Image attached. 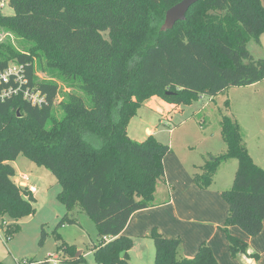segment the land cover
<instances>
[{
	"label": "trees",
	"instance_id": "trees-1",
	"mask_svg": "<svg viewBox=\"0 0 264 264\" xmlns=\"http://www.w3.org/2000/svg\"><path fill=\"white\" fill-rule=\"evenodd\" d=\"M6 1L13 13L0 12V27L32 45L19 50L0 42V71L11 62L21 64L26 85L46 100L41 106L20 94L0 100L1 223L35 212L32 193L13 180L10 162L23 155L55 176L67 211L77 203L94 221L100 240L89 249L96 263L129 264L133 240L122 231L133 212L155 205L157 185L165 180L163 159L171 151L151 136L129 137L130 118L153 96L177 105L263 80L264 58L254 59L246 44L264 32V6L261 0H198L185 20L160 31L166 10L180 0ZM36 64L89 101L68 91L56 116L59 83L38 79ZM220 133L225 152L204 160L192 181L208 189L220 164L237 159L233 183L220 193L228 205L220 229L231 258L242 254L256 260L258 254L249 253L247 242L229 227L249 236L261 232L264 169L252 160L236 120L222 115ZM148 236L155 246L153 264H219L205 242L187 258L179 253L180 237H164L156 228ZM73 250L63 248L67 260L80 261Z\"/></svg>",
	"mask_w": 264,
	"mask_h": 264
},
{
	"label": "rangeland",
	"instance_id": "rangeland-1",
	"mask_svg": "<svg viewBox=\"0 0 264 264\" xmlns=\"http://www.w3.org/2000/svg\"><path fill=\"white\" fill-rule=\"evenodd\" d=\"M261 2L264 6V0ZM0 12L11 15L13 9L5 2L4 6L0 7ZM2 41L10 42L19 50H26L32 45V41L20 40L0 27V42ZM246 47L254 59L264 58V32L260 34L258 40L250 37ZM35 66L38 79L52 78L59 83L60 89L54 103L56 116H60L56 105L68 91L75 92L89 101L80 89L68 88L61 77L53 76L44 69L46 66L38 64ZM222 115L236 120L248 152L250 150L252 154V160L264 169V79L252 85L231 86L215 95L199 94L177 105L153 96L137 108L126 130L128 136L136 141L151 136L170 147L171 151L163 159L170 179H184L187 175L192 179V174L199 172V166L204 160L226 150L220 133ZM15 163L17 167L13 179L17 178L19 172L26 173L29 176V183L37 190L33 201L35 212L17 221L5 217L3 221L6 224L3 226L0 220L2 264H19L27 260L47 262L46 264H97L89 249L100 240L94 221L77 203L71 211L66 210L59 197L61 186L48 169L36 165L23 155H19ZM237 166L236 158L223 161L213 176L210 187L219 191V202L222 204L224 201L220 192L231 187ZM217 212L221 214V218L226 209L223 211L219 209ZM64 216L73 219L74 222H69ZM134 240L138 241L134 243ZM134 240L128 252V261L130 260L132 264H153L155 254L153 240L148 234ZM67 245L74 248L75 256L80 253V261L67 260L69 254L63 251ZM179 253L183 255L182 246ZM54 257L58 258L57 263L52 261ZM256 260L264 264V255L260 258L258 254Z\"/></svg>",
	"mask_w": 264,
	"mask_h": 264
},
{
	"label": "crops",
	"instance_id": "crops-1",
	"mask_svg": "<svg viewBox=\"0 0 264 264\" xmlns=\"http://www.w3.org/2000/svg\"><path fill=\"white\" fill-rule=\"evenodd\" d=\"M250 155L252 157L251 152ZM10 164L15 171L17 167L15 160ZM163 165L165 180L157 185L155 205L133 212L122 234L134 240L147 236L152 228H156L164 237L181 238L183 257H193L200 243L205 242L211 247L219 264H261V261L242 254L231 258L228 242L224 233L219 229L228 211V205L225 202L224 204L219 202V191L211 187L197 188L188 175L183 176L184 179L172 180L167 174L165 162ZM36 191L32 193L33 197ZM219 209L221 211L226 209V213L221 218V214L217 212ZM229 232L247 242L249 253L259 254L260 258L264 255V220L262 230L256 236L245 234L237 226L229 227ZM137 241L134 240V243ZM129 264H132L130 260Z\"/></svg>",
	"mask_w": 264,
	"mask_h": 264
},
{
	"label": "built area",
	"instance_id": "built-area-1",
	"mask_svg": "<svg viewBox=\"0 0 264 264\" xmlns=\"http://www.w3.org/2000/svg\"><path fill=\"white\" fill-rule=\"evenodd\" d=\"M6 0H0V7H3ZM20 94L26 101L32 105L41 106L45 102V94L39 90L32 89L26 85V79L23 75V66L15 62H11L8 66L0 71V100H4L13 95ZM17 186L26 188L30 193H34L36 188L34 185L28 183V176L24 173L18 174L14 179ZM5 225L6 222L1 223ZM108 240L109 237H104ZM54 263L58 262V258L52 259Z\"/></svg>",
	"mask_w": 264,
	"mask_h": 264
},
{
	"label": "water",
	"instance_id": "water-1",
	"mask_svg": "<svg viewBox=\"0 0 264 264\" xmlns=\"http://www.w3.org/2000/svg\"><path fill=\"white\" fill-rule=\"evenodd\" d=\"M197 1L198 0H180L169 7L164 14V20L160 26V31L170 30L177 21L185 20L187 10ZM79 254L80 253H77L76 255L78 256Z\"/></svg>",
	"mask_w": 264,
	"mask_h": 264
}]
</instances>
